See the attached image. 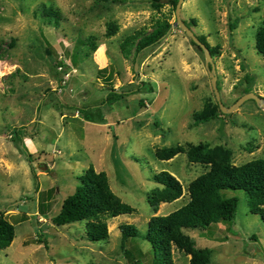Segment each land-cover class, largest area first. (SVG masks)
<instances>
[{"label":"rangeland","instance_id":"1","mask_svg":"<svg viewBox=\"0 0 264 264\" xmlns=\"http://www.w3.org/2000/svg\"><path fill=\"white\" fill-rule=\"evenodd\" d=\"M161 2L156 8L152 0H0V214L16 231L13 243L0 249V264H151L152 246L142 236L150 219L186 204L189 183L206 170L185 153L160 160L158 148L206 142L233 149L238 165L264 158V109L255 99L195 122L208 101L218 103L205 53L175 25L170 0ZM43 4L60 12L59 24L41 17ZM181 17L196 19L195 34L220 46L214 63L225 107L247 93L264 97V57L256 48L264 0H184ZM165 19L173 23L165 36L137 57L134 48L124 56L127 36L151 32ZM110 25L118 31L108 37ZM90 37L99 46L87 57ZM112 88L128 94L107 99ZM90 166L105 171L113 191L136 209L108 218L107 241H90L83 221H52ZM162 170L179 178L184 195L154 213L147 196ZM222 194L238 199L233 221L186 233L212 249L210 264H264V220L250 212L245 191ZM50 200L51 211L41 213ZM121 224L141 232L129 239L132 256L123 248ZM174 261L190 264V256L174 249Z\"/></svg>","mask_w":264,"mask_h":264},{"label":"trees","instance_id":"2","mask_svg":"<svg viewBox=\"0 0 264 264\" xmlns=\"http://www.w3.org/2000/svg\"><path fill=\"white\" fill-rule=\"evenodd\" d=\"M103 1L115 3L125 0ZM161 3V0H152V4L156 8H160ZM170 3L176 9L178 0H170ZM38 12L42 13L41 17L45 20L54 19L55 23L59 24L60 12L53 6L48 7L43 4ZM185 23L191 28L197 25V20L191 18L189 23ZM237 23L238 20L231 23V28L234 29ZM172 26L173 23L165 19L158 20L151 32L136 31L121 43L122 53L126 58H129L132 48H134V57H137L145 48L152 46L165 36ZM117 31L118 25H110L106 34L110 37ZM196 35L210 49L213 58L220 54V46H212L206 36ZM192 43L197 45L193 40ZM84 44L88 46L87 57L99 46L94 37L84 41ZM197 46L202 50L199 45ZM256 48L264 57V25L257 29ZM110 90L107 99L113 96L114 98L123 97L128 94L125 91L117 92L114 88ZM141 104L143 105V101ZM223 114L218 103L208 101L205 108L195 113L194 117L198 124L219 118ZM16 134H21V131L17 130ZM24 150L28 160L32 162V153L26 146ZM248 150L253 151L252 147H249ZM180 153H185L190 163L201 164L205 166L206 170L189 183L188 202L169 214L152 216L148 229L142 236L152 246L151 264H175L174 249L190 256V264H210L213 255L212 249L198 247L194 238L188 235L186 230L207 229L212 225L233 221L238 209V199L225 197L222 194V191L225 190L245 191L249 198L250 212L259 214L264 220V158H255L238 165L234 162L233 149L221 144L211 146L206 142L177 144L156 150L157 158L166 161ZM153 180L158 186L148 193L147 199L154 213L158 212L162 203L176 201L184 195L182 182L170 171L162 170L155 173ZM79 181L75 191L64 199L60 211L52 218V221L57 226L83 221L87 238L90 241H107L110 238L108 218L132 214L136 212V209L124 202L113 191L109 176L105 171H98L94 166H90L79 177ZM50 191L54 192V188ZM52 206L51 200L48 202V206H44L42 203L40 212L47 213V211H51ZM119 228L122 233L123 248L129 256H132L127 248L129 239L140 236L141 232L133 224H121ZM15 237L14 223L6 217L5 213H1L0 249L8 248ZM38 241L44 242L41 238ZM136 261L137 264H142L140 260Z\"/></svg>","mask_w":264,"mask_h":264},{"label":"water","instance_id":"3","mask_svg":"<svg viewBox=\"0 0 264 264\" xmlns=\"http://www.w3.org/2000/svg\"><path fill=\"white\" fill-rule=\"evenodd\" d=\"M184 0H178L177 6H176V17L177 21L175 25H178L181 29H183L186 34L197 44L199 45L202 50L205 53L206 57V68L209 72V75L211 77V83L216 95V99L218 101V104L222 110L223 113H231L234 112L236 109H238L246 100L248 99H255L259 105L260 108L264 109V97L251 92L247 93L244 96H242L233 106L231 107H225L221 101V94L218 89L217 85V75H216V67L214 63V58L210 52V49L206 46L205 43H203L198 36L195 34V32L183 21L181 17V9L183 5Z\"/></svg>","mask_w":264,"mask_h":264},{"label":"crops","instance_id":"4","mask_svg":"<svg viewBox=\"0 0 264 264\" xmlns=\"http://www.w3.org/2000/svg\"><path fill=\"white\" fill-rule=\"evenodd\" d=\"M249 256H250L251 261H253L256 258V257L251 256V255H249Z\"/></svg>","mask_w":264,"mask_h":264}]
</instances>
